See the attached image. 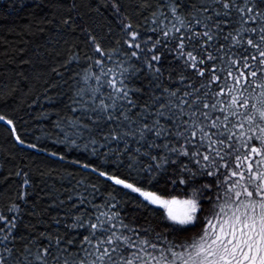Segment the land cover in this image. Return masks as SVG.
I'll use <instances>...</instances> for the list:
<instances>
[{
	"label": "snow or ice",
	"instance_id": "6c2138e0",
	"mask_svg": "<svg viewBox=\"0 0 264 264\" xmlns=\"http://www.w3.org/2000/svg\"><path fill=\"white\" fill-rule=\"evenodd\" d=\"M50 6L26 29L63 35L37 46L45 72L0 84V122L81 172L69 188L52 180L43 208L30 170L9 173L0 264H264V0ZM40 99L56 117L42 134L63 150L26 139L21 111Z\"/></svg>",
	"mask_w": 264,
	"mask_h": 264
},
{
	"label": "trees",
	"instance_id": "16d2710c",
	"mask_svg": "<svg viewBox=\"0 0 264 264\" xmlns=\"http://www.w3.org/2000/svg\"><path fill=\"white\" fill-rule=\"evenodd\" d=\"M36 0H0V84L9 81L10 79H18V73L23 72L26 75L32 76L47 70V64L43 61L50 60L51 57L47 55L37 56L36 50L38 45H43L41 53L45 49L52 47V43L56 39H61V36L56 35L54 26H49V31L46 33H38L35 29L31 30V34L26 29L28 23L34 19L35 15H49L53 9L52 3H58L59 0H40L42 7L35 9L33 4ZM70 2V0H66ZM87 11V9H83ZM89 16L96 18L93 13L89 12ZM111 18V17H109ZM58 50H64V46L56 45ZM25 48L26 52H21L19 49ZM32 59L31 64H22L21 59ZM27 84V82H23ZM37 93L42 91L43 85L35 86ZM63 90V86L61 89ZM31 103V100H28ZM53 105L49 102L40 99L37 104H33L31 108L24 107L21 115L27 121V136L29 142H38L40 148L48 147L49 150L58 149L63 150V145H57L54 140L49 139L42 133L52 132V122L55 120V115L50 117L42 116L45 108H51ZM37 137L40 139L37 141ZM86 153L81 150H74L71 157L83 158ZM0 208L4 207L10 199H15L20 185V179L9 175L10 172L19 170L20 168L26 171L30 170V174L34 178L36 190L31 192L29 200L35 202L38 208H43L49 203V197L44 196L43 193L48 189L47 185L52 180L56 182V187L69 188L74 183V180L79 177L81 170L78 166L70 163V160H58L52 157L50 153H45L40 149H32L27 145H20L9 137L7 129L0 122ZM56 170L51 177H45V183H40V177L37 175L38 171L45 173L49 170ZM72 172L75 175L69 177L66 173ZM59 173H65L64 179H60ZM85 174L86 170H85ZM176 194H180L179 191ZM42 197V198H41ZM99 200L100 197H97ZM30 210V209H29ZM62 211L58 208H50L48 212L54 215L56 212ZM47 218V217H46ZM26 219H31L26 215ZM43 230L44 225H38Z\"/></svg>",
	"mask_w": 264,
	"mask_h": 264
}]
</instances>
